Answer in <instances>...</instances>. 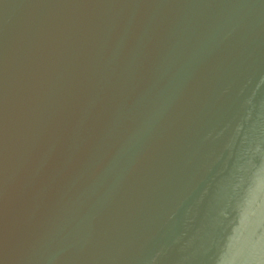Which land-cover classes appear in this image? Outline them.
Returning a JSON list of instances; mask_svg holds the SVG:
<instances>
[{
	"label": "water",
	"instance_id": "water-1",
	"mask_svg": "<svg viewBox=\"0 0 264 264\" xmlns=\"http://www.w3.org/2000/svg\"><path fill=\"white\" fill-rule=\"evenodd\" d=\"M0 264H264V0H0Z\"/></svg>",
	"mask_w": 264,
	"mask_h": 264
}]
</instances>
